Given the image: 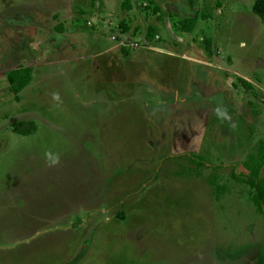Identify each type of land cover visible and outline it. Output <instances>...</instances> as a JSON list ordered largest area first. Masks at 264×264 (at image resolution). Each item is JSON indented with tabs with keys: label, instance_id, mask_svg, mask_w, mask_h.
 Masks as SVG:
<instances>
[{
	"label": "rangeland",
	"instance_id": "374dc122",
	"mask_svg": "<svg viewBox=\"0 0 264 264\" xmlns=\"http://www.w3.org/2000/svg\"><path fill=\"white\" fill-rule=\"evenodd\" d=\"M120 1L0 0V264H264V209L230 172L264 142V20L252 0H159L174 28L199 13L170 35L152 0Z\"/></svg>",
	"mask_w": 264,
	"mask_h": 264
},
{
	"label": "trees",
	"instance_id": "16d2710c",
	"mask_svg": "<svg viewBox=\"0 0 264 264\" xmlns=\"http://www.w3.org/2000/svg\"><path fill=\"white\" fill-rule=\"evenodd\" d=\"M120 7L123 9L131 8V0H121ZM251 10L259 16L260 19L264 20V0H252L250 5ZM151 11L155 14V18H161L162 11L160 6L156 3H153L151 6ZM199 13L195 10L191 14L182 16L178 19V29L181 31H190L195 22ZM56 31H61V26L59 24L55 27ZM152 25H147L145 31V38L150 40L152 38ZM205 47H208L209 40H204ZM120 52L123 55L127 54L125 48H120ZM31 65H16L11 68L5 75L8 86V93L13 96L14 99H17L19 91L29 82L31 78ZM239 80L245 88L248 89L251 84L239 77ZM35 123L29 119H17L10 123V130L17 134H29L34 131ZM264 163V142L262 140L258 141L256 154H249L247 156V162L242 164L244 171H239L236 173L232 169L231 175L235 178L236 181L248 185L250 188V199L256 209H264V178L260 179L258 176V171L261 165Z\"/></svg>",
	"mask_w": 264,
	"mask_h": 264
},
{
	"label": "crops",
	"instance_id": "0c3cea01",
	"mask_svg": "<svg viewBox=\"0 0 264 264\" xmlns=\"http://www.w3.org/2000/svg\"><path fill=\"white\" fill-rule=\"evenodd\" d=\"M187 1H189L190 2V0H187ZM153 3H156V4H158L159 6H160V9H161V11H162V8H163V6H162V4H161V2H159V0H152V2H151V4H153ZM135 2H133L132 0H131V8L130 9H126L127 11H131V9H133L134 7H135ZM173 14V15H172ZM176 16V14L174 13V12H166V14H163V12H162V17L161 18H156V20L155 21H158V22H160V24H161V27H162V29H163V32L164 33H168V34H170V35H175V33L177 34V33H179L180 35H186V33H189V31H181L180 30V32H178V31H174L175 29H177V30H179L178 29V22H176V26H175V28L173 27V25L171 24V17H173V16ZM177 18H179V17H177ZM125 22H126V24L127 25H129V21H127V19L125 20ZM101 25V24H100ZM152 25V24H151ZM164 25V26H163ZM101 26H103L104 27V25H101ZM107 27L109 28V30H110V32L111 33H114L115 34V36H116V34H118L119 36L118 37H123L122 36V34L121 33H115V32H113L112 30H111V27L109 26V25H107ZM160 27V28H161ZM129 29V28H128ZM56 30V29H55ZM61 31H62V33H61ZM61 31H57V32H60V33H54L55 35H53V36H51V38L49 39L50 40V42H49V44H57V43H59V36L61 35V34H63V31H64V29L61 27ZM152 32L154 33V31L152 30ZM156 33V32H155ZM67 34V33H66ZM110 38H111V36H109ZM124 37H126V36H124ZM143 37V36H142ZM144 39L147 41V39L145 38V35H144ZM53 41V42H52ZM111 47H113V40L112 41H110V43H108V42H105V45L103 46V51L102 52H100V51H98V52H96V53H106L108 50H109V48H111ZM185 56V58H188L189 60H190V56H188V55H184ZM244 79V78H243ZM251 84V83H250Z\"/></svg>",
	"mask_w": 264,
	"mask_h": 264
},
{
	"label": "built area",
	"instance_id": "2783aa9c",
	"mask_svg": "<svg viewBox=\"0 0 264 264\" xmlns=\"http://www.w3.org/2000/svg\"><path fill=\"white\" fill-rule=\"evenodd\" d=\"M116 36L115 35H111V39H114ZM120 39V43L122 42L123 43V41L124 40H126L125 38H123V37H119ZM124 44V43H123ZM129 45L130 46H134L135 45V42L134 41H129Z\"/></svg>",
	"mask_w": 264,
	"mask_h": 264
},
{
	"label": "clouds",
	"instance_id": "9594fccd",
	"mask_svg": "<svg viewBox=\"0 0 264 264\" xmlns=\"http://www.w3.org/2000/svg\"><path fill=\"white\" fill-rule=\"evenodd\" d=\"M56 162H58V157H57V159H56V160H54V161H53V163H56Z\"/></svg>",
	"mask_w": 264,
	"mask_h": 264
}]
</instances>
